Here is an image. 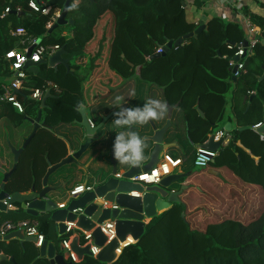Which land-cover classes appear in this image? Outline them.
<instances>
[{"label": "trees", "instance_id": "1", "mask_svg": "<svg viewBox=\"0 0 264 264\" xmlns=\"http://www.w3.org/2000/svg\"><path fill=\"white\" fill-rule=\"evenodd\" d=\"M29 1L0 0V17L7 7H11V12L0 20V77L11 76L5 54L19 46V40L11 36V31L22 26L45 45L59 43L71 63L69 70L63 65L54 69L48 64L31 68L27 90L18 93L25 113L14 110L7 114L15 126H20L27 118L36 119L41 102L29 98L30 90L41 88L46 81L54 82L61 90V93L52 92L48 98L42 110L45 128L24 151L9 189L23 193L35 186L41 190L49 168L47 159L57 164L68 155L66 143L49 131H59L62 126L73 128L81 120L82 106L90 105L91 109L113 89L133 78L138 84L135 97L140 101L152 98L148 89H142V85H148L161 92L168 107L175 108L187 133L185 144L193 147L206 143L214 130L229 119L228 94L234 91L237 100L242 102L235 108L241 129L234 130L230 143L220 147L212 166L228 168L243 183L256 187L260 194L253 199L256 207L243 214L246 201L241 200V209L213 213L204 208L188 211L186 204L180 201L150 219L142 237L124 248L112 264H264V134L254 129L258 124L264 126V80L260 81L264 76V44L255 47L245 60V72L234 80L229 59L234 57L236 47H229L244 43L245 31L238 23L220 17L206 21V29L197 38L149 60L168 42L183 38L199 27L187 20L183 7L185 0H82L77 10L68 12L67 18L74 22L73 26L69 25L70 32H66L65 27L52 32L47 29L51 16L56 10L63 9L67 0H43L44 6L52 9L49 16L33 12L28 7ZM244 13L260 28L264 37V19L248 10ZM102 20L108 25L107 35L103 34L97 43L95 34ZM64 33H72L73 37H63ZM87 56L86 68L72 64ZM78 68L81 73L75 71ZM104 89L106 92L100 93ZM253 92H256L254 97ZM248 102L251 105L246 112ZM99 106L105 108L102 102ZM102 118L93 112L96 124ZM115 129L121 131L119 127ZM148 130L150 128L141 130L142 137ZM116 131L112 132L113 140ZM172 133L176 134L171 127L168 141ZM193 151L189 155L192 159L187 157L184 161L187 172L195 168L196 149ZM209 167L196 170L195 174L205 172ZM191 181L188 188L196 182ZM215 210L220 211V208ZM248 213L254 215L246 220ZM215 215L227 217L217 219ZM237 215L242 217H233ZM13 216L16 214L9 217ZM23 216L36 219L45 240L55 244L57 253L63 255L58 246L70 235L59 236L50 213L35 218L24 212ZM197 218H202V222ZM193 222L200 223V227H195ZM0 248L17 264H50L49 260L40 258L39 249L31 242L24 245L17 240L1 242ZM1 264L13 263L3 260ZM81 264L106 263L86 256Z\"/></svg>", "mask_w": 264, "mask_h": 264}, {"label": "water", "instance_id": "2", "mask_svg": "<svg viewBox=\"0 0 264 264\" xmlns=\"http://www.w3.org/2000/svg\"><path fill=\"white\" fill-rule=\"evenodd\" d=\"M82 1V0H79ZM203 5L212 0H200ZM71 0H67L61 13L50 28V32L58 27H64L66 25L73 26L72 19H68V12H66V4H70ZM185 7V2H183ZM21 15V13H20ZM205 19V18H204ZM1 20V18H0ZM205 20H203L197 30L185 35L176 41H170L163 47V53H156L149 58L150 61L159 58L169 52L172 48L182 47L184 42L197 38L205 29ZM264 44V40H261ZM244 46H247V42H244ZM34 47L28 52V57L31 56ZM67 53L65 48L62 47L57 51L53 57L47 60H43L41 63L28 62L27 68L36 67L40 64H47L54 69H57L59 65L65 66L69 70L71 59L65 58ZM221 56V55H220ZM124 58V56H123ZM238 61V58H236ZM236 68L232 70V74H235ZM233 79L236 78L233 76ZM51 92L47 91L41 101V109L36 119H30V122L34 125V129L31 135L25 140L21 149H15L9 145L11 152L14 156V167L11 172L5 174L3 183L0 185V212H7V204L18 205L26 209V213L31 217L37 218L40 213H50L51 220L58 226L59 236H63L66 231L65 223L76 222V227L85 231H93L94 243L101 250L95 259L99 262L112 264L118 258L116 250L119 247L120 242H124L127 237L133 238L137 242L144 234L147 222L155 217L158 213H162L171 207V205L180 202V195L186 190V186H182L179 191H171L170 188L173 184L179 182L184 176H167L161 180L157 185H145L142 182L131 181L132 178L151 172L160 162V156L163 151H167L177 144L168 143V137L170 129L172 127V115L174 108L167 105V122L164 126H159L156 122L151 121L150 130L144 132L146 137L147 147L144 151V157L138 166H130L125 164H118L113 154L109 160L111 171L99 170L92 178V184L94 190L80 195L77 199H73L70 202H66L63 208H60L51 198L50 194L55 192L56 189L48 186V181L51 176L60 170L74 165L79 170L86 173L87 169L81 167L80 161L88 152V150L95 149L99 151V146H102L101 140L105 138V133L100 131L105 127L107 121L112 117L110 114L103 118L101 123L97 124L94 128L91 127L89 119L86 114V108L82 106L80 108L81 120L77 121V125L81 127L83 137L87 138L86 141L80 146V149L76 152H72L69 142H65L67 146L68 155L65 159L57 164H53L47 159L48 170L43 178L41 190H37L35 186H32L25 194L19 191H11L9 189L10 184L14 180V174L17 171V165L23 152L30 146L39 130L45 128L42 123V110L46 107V102L51 97ZM203 116V113H201ZM227 130L230 129V124L225 126ZM264 126L257 129L259 134H264ZM197 147H203L207 150L217 151L221 147L220 142H215V134H211L208 141ZM120 170L122 172H120ZM75 172V171H74ZM108 173V174H107ZM121 173V178H117L116 175ZM86 182L90 180V175L87 176ZM132 193H138L140 197L132 196ZM98 199H103L109 203H115L118 208L114 210L102 209L101 202ZM5 202L7 204H5ZM81 209L83 213L74 214L73 211ZM114 220L116 224L117 238L112 242L107 243V238L103 235L100 228H96V225H101L105 221ZM18 240L22 244L24 242L34 243L36 240L33 237H26L23 230L11 232L5 237H0L1 242H10ZM72 250L78 255L79 259H83L85 256H92L89 249L90 247L81 248L79 246V239L74 238ZM1 253V248H0ZM40 258L49 260L50 264H73L65 262L62 255L57 253V249L54 244L49 243L47 240L43 243L39 249ZM3 260H9L13 264H17L13 257L7 258V256L0 254V264Z\"/></svg>", "mask_w": 264, "mask_h": 264}, {"label": "crops", "instance_id": "3", "mask_svg": "<svg viewBox=\"0 0 264 264\" xmlns=\"http://www.w3.org/2000/svg\"><path fill=\"white\" fill-rule=\"evenodd\" d=\"M40 1L44 3L43 0H40ZM184 2H185L187 20L198 26L203 20H205L204 22H206L212 17H220L226 21L238 23L243 18L247 17L244 13V10H248L251 14H254L264 19V0H212L211 2H208L205 5H203L200 0H185ZM19 13L23 15L22 11H20ZM0 18H2V16ZM261 40H264L263 36ZM14 49H19V46ZM9 79L10 78H7V77H0V86L2 84L8 83ZM262 80H264V76L260 78V81ZM136 82L137 81L128 82V84L135 83L134 84L135 88H134V91H133L134 94L132 95V97H130L128 100H123L120 102L121 104H124V102L127 101V103L124 105L125 107H132V106H137V105L142 106L144 103L143 101H140L137 97H135L138 91V84ZM126 86L127 85L122 87V90H120L119 93L114 92V95L117 94L122 97L121 95L122 91H124ZM142 86L144 87L142 88L144 91L148 89V93H152L155 90L154 87H150L148 85H142ZM234 94H235L234 91H230V93L228 94L227 116L229 119H226L223 125L220 128L218 127L217 129H215L213 132L215 135H217V133L219 132H223L224 138H223V142L221 143V147L227 146L230 143L231 138H232V133L234 130L241 129L240 118L237 115L235 108L237 106H241L242 102L237 100V96ZM255 95H256V92H253L252 96L254 97ZM115 97L116 96H112L111 94L109 98H106L105 100H103L102 103L105 108L106 107L108 108V110L99 114L103 116V118L110 114H113L112 117L107 121L108 124H106L105 127L99 133V134L105 133L106 138L108 136V140L105 139L104 140V142L106 141L104 143L105 145L103 144L102 146H107L109 149L111 146H113V142H114L113 137H112L113 135L112 132L116 131L115 128L117 127L114 125L112 120L114 119V113L119 111V109L116 108ZM99 105H101V101L96 103L94 106H92L91 109H89L90 105L84 106L86 108V114H87L88 109L90 111H93V109L99 108L100 107ZM250 105H251L250 102H248L246 112L249 111ZM110 107H113V109H109ZM14 110L15 109L12 108L8 104H0V126L3 125V122H5L6 127H8V123H11V126L15 128H20L21 125L15 126V123H13L7 115L9 111H14ZM87 117L89 119L88 114H87ZM90 117L93 118L92 114ZM179 117L180 116L178 112L174 108L171 122H172V131L174 130L176 134L172 133V135L170 136L172 138H170L169 141L167 140L168 143H171V144L175 143L177 144V146L167 151H163L160 156V161L164 160L166 155H169L174 159H181L182 161L181 167H179V169H177L173 173V175L184 176L185 178H182L179 182L173 184L170 190L179 191L181 190L182 186L186 185V190L183 191V193L180 195L179 198H180V201L186 204L188 211H194L198 208H204L207 211L213 212V213H216V212L226 213L225 210L227 209H232V210L241 209L242 208L241 202H240L241 200L246 201L244 208H242L243 214H246L248 209H252L253 207L255 208L256 202L253 199L259 197L260 194H259L258 189L254 186L243 183L228 168H225V167L214 168L212 166L215 163L214 161L212 164H210V167L205 172H200V173L197 172L198 174H195L196 168H194L193 171H188V172L185 170L184 155L187 152H185L184 150L186 149L187 151L190 149L195 150L197 146H194V147L186 146L185 143H187V137H186L187 133H186L184 124L182 123ZM30 119L32 120V118H27L25 121V123L28 122L31 125V129L30 131L26 132L27 135L25 137L21 136V138H15L12 141L7 140L5 138L4 140L6 141V146H0V185L3 183L5 174H7L8 172H11L15 165L14 156L11 152L10 147H7V146L11 145L15 149L22 148L25 140L31 135L34 129V125L30 122ZM153 122H156L159 126H164L167 122V114L163 119L156 120ZM227 124H230L229 130L225 128ZM150 125H151V121L146 125L137 126L135 130L137 134L142 137L141 130L149 129ZM175 129H177L178 132H176L177 130ZM49 132L53 134L54 136L59 137L63 142L68 141L65 135H63L62 133L60 134V132L57 130H54V131L50 130ZM82 139L83 141H81L80 145H77V146H81L86 141L87 138L82 137ZM79 142L80 141H77V144H79ZM237 144L243 147L241 142H238ZM96 146H99V150L100 149L102 150L100 145H96ZM94 150L95 149L90 148L88 152L85 154V156L80 161L81 167L87 169L86 173L79 170V168L76 169V167L72 165V166H68L60 170L59 172L55 173L53 176L49 178L48 186L56 189L55 192H52L50 194V198L55 203H57L59 206L66 203L63 200V194L65 192L69 193V191L73 189L76 185L85 183L88 175H90V180L88 181V183H91L90 181H92L93 176H95L97 172H99V170H102V171L107 170V172L109 173L110 167L106 163V160H105L107 155L105 154L104 156L101 157L99 156V151L95 152L96 150L95 151ZM72 152H76V151H73L72 149ZM110 152H111V149L108 150L109 156H110ZM247 152L249 151L247 150ZM102 155H103V152H102ZM22 157H23V154L20 158V161ZM73 170L75 172H72ZM120 172L122 171L120 170ZM14 175L16 176V173ZM192 179H194V181L196 182L194 185H190L188 188L187 184L191 183ZM25 193L26 192H23V194ZM16 206L18 207L19 210L7 211L6 213L0 212V221L2 222H6V221L21 222L24 220L32 219V218L23 216V213L26 212V209L19 207L18 205ZM216 208H220V211H216L215 210ZM12 213L16 214V216H13V218H10L9 216ZM41 214L43 213H40V215ZM25 243L27 242H24L23 244L20 242L21 245H24ZM0 254L5 255L3 251H1ZM7 258L9 257L7 256Z\"/></svg>", "mask_w": 264, "mask_h": 264}, {"label": "built area", "instance_id": "4", "mask_svg": "<svg viewBox=\"0 0 264 264\" xmlns=\"http://www.w3.org/2000/svg\"><path fill=\"white\" fill-rule=\"evenodd\" d=\"M28 7L35 13H39L43 16L51 15L52 9L48 6H44V3L40 0H30ZM62 10V9H61ZM61 10H56L54 14L51 16L50 21L47 24V29H50L54 23L57 21ZM21 9H18L20 12ZM11 12V7H7L2 15V18L5 17L8 13ZM238 24L245 31V41L247 42V46H244V43H240L237 46H231L229 48L236 47V52L233 58L229 59V67L232 72L234 68H236L235 74H232L235 78H238L241 74L245 72V60L248 56H250L255 47L261 43L262 39V31L260 28L249 18L245 17ZM11 36L19 40V49L9 50L5 54V59L10 64V72L11 76L9 77V82L6 84H2L0 86V104H8L20 114H24L26 109L20 98L18 97V93L27 90V84L29 80V72L30 68H27L26 65L28 62L32 63H41L43 60L49 61L54 54L59 51L62 46L57 44L45 45L43 44L38 37H35L24 28L18 27L15 30L11 31ZM63 37L72 38L73 34L64 33ZM34 47V50L30 57H28L29 50ZM157 53H163V49L159 48ZM238 58V61L236 60ZM89 63V56L79 58L75 60V64L79 68H86ZM48 64V63H47ZM50 91L51 93H61L59 87L51 81H46L45 84L41 88L31 89L29 98L35 102H41L45 93ZM91 127H94L93 121L89 120ZM262 126V124H258L254 127V129H258ZM224 134L223 132L217 133L215 135V142H223ZM263 138V137H261ZM205 144V143H204ZM219 155V150L211 151L207 150L203 147L196 148V159H195V168L196 169H205L212 164ZM182 161L181 159H174L169 155L165 156L164 160H161L159 164L149 173L138 175L131 179L134 182H142L145 185H157L161 182V180L167 176H172L173 173L181 167ZM122 174L118 173L116 175L117 178H121ZM94 190V185L91 183H81L76 185L73 189L69 191V199L70 201L73 199H77L80 195H83L87 192H91ZM134 197H140L138 193H132ZM101 202L102 209L106 210H114L117 209L118 206L115 203H109L104 201L103 199H98ZM5 204H7L5 202ZM63 205H60V208H63ZM19 210L16 205L7 204V211H16ZM74 214H81L83 211L81 209L73 211ZM148 223V222H147ZM66 231L65 234L70 235L68 239L64 240L61 243V250L63 251V258L67 263L73 264H81L83 259H79L78 255L72 250L71 245L74 238L79 239V246L81 248L90 247L89 251L91 253V257L95 259V257L99 254L100 248L97 247L94 243L93 231L85 232L76 227V222L74 223H65ZM96 228H100L103 235L107 238V243L112 242L117 238L116 235V224L114 220L105 221L101 225L97 224ZM19 230H23L26 237L35 238V242L33 243L37 249L42 247L45 240V235L40 232L39 223L36 219L24 220L21 222H13V221H0V237H5L11 232H16ZM59 233V231H58ZM135 241L131 237H127L124 242L119 243V247L116 250L117 256H119L123 249L134 244ZM86 257V256H85Z\"/></svg>", "mask_w": 264, "mask_h": 264}, {"label": "clouds", "instance_id": "5", "mask_svg": "<svg viewBox=\"0 0 264 264\" xmlns=\"http://www.w3.org/2000/svg\"><path fill=\"white\" fill-rule=\"evenodd\" d=\"M78 5L79 0H71L64 10L66 12L77 10ZM122 100L123 97L119 95L115 97L116 108L119 111L114 113L112 122L121 131L116 133L113 142V156L118 164L138 166L144 157L147 138L139 136L135 129L150 121L163 119L167 114V104L160 99L149 98L142 106L125 107L127 101L121 104Z\"/></svg>", "mask_w": 264, "mask_h": 264}, {"label": "rangeland", "instance_id": "6", "mask_svg": "<svg viewBox=\"0 0 264 264\" xmlns=\"http://www.w3.org/2000/svg\"><path fill=\"white\" fill-rule=\"evenodd\" d=\"M107 26L108 25H106V21L104 22L102 20L101 22H99L98 27H97V30H96V34H95V41H97V43L102 38L103 34H105V36L107 35ZM64 27H65V31L66 32H70V26L69 25H66ZM24 28L27 30L26 27H24ZM72 64H75V62H73ZM134 84L133 83L132 84H128V82H127L126 84H124L123 86H121V87H119L117 89V90H120V89H122V87H124L125 85H127L126 88L124 89V91H122V94H121L122 97H123V100H128L130 97H132V95L134 94L133 91H134V88H135L134 87L135 86ZM117 90H114V91L112 90L111 91L112 96H117V94L114 95V92H116ZM104 92H106L105 89L103 91H101L100 93L104 94ZM110 95H108L105 98H103L101 102H103V100H105L106 98H109ZM92 98H95V97H92ZM152 99H160L161 101H163L162 100V96H161V92L159 90H157V89L154 90L152 92ZM113 105H115V104H113ZM112 108L113 107H110L109 109H112ZM89 109L87 111V114L90 117L91 116V111ZM107 110H108L107 107L105 109L103 107H101L99 109H96V110L94 109L92 111V116H93V112H95L97 114L98 113L101 114L102 112L107 111ZM91 120L95 123V121L93 120V118ZM30 129H31L30 123H28V122L25 123V121L22 122L20 128H15V127L11 126V123H8V127H6L5 122H3V125L0 126V146H6V141L4 140L5 138L7 140H11L12 141L15 138H21V136H24L25 137L27 135L26 132L30 131ZM73 129L74 128H70L69 126H62L59 131H60V134L62 133L68 139L67 142H69V144L71 145L70 146L71 150L73 149V151H78L80 149V146H77V145H80L81 141H83V139H82L83 134L81 133L80 130H79L78 133H74V130ZM78 140H81L79 142V144H77V141ZM7 147H9V146H7ZM184 151L187 152V149L184 150ZM193 152H194L193 150L189 151L187 157L190 158L189 155H192ZM187 157L184 158V159H187ZM191 159H192V157L190 158V160ZM195 170H199V169H195ZM72 172H74V170ZM91 184H92V182H91ZM63 200L65 202H70L69 193H66L65 192L63 194ZM248 211H250V210H248ZM252 215H254V214L248 213V217L246 218V220H249V218ZM214 217L217 218V219H221V218H224V217H227V216H221V215L220 216H216L215 215ZM233 217H235V218H241L242 216L237 215V216H233ZM198 220H200V222H202V218L201 219H198ZM193 225L195 227H200V223H198V222H195V223L193 222ZM58 248L61 249V245H59Z\"/></svg>", "mask_w": 264, "mask_h": 264}, {"label": "flooded vegetation", "instance_id": "7", "mask_svg": "<svg viewBox=\"0 0 264 264\" xmlns=\"http://www.w3.org/2000/svg\"><path fill=\"white\" fill-rule=\"evenodd\" d=\"M77 68V67H76ZM74 70V69H73ZM76 72H78V73H81L82 72V70L81 69H76L75 70ZM130 81H137L136 80V78H133V79H131ZM130 81H128V82H130ZM115 90V89H114ZM113 90V91H114ZM120 90H122V89H120ZM120 90H117L116 92L117 93H119V91ZM111 94V92L108 94V95H110ZM107 95V96H108ZM91 114H92V111H91ZM90 118V117H89ZM91 120V119H90ZM92 121V120H91ZM94 123V122H93ZM77 124V123H76ZM94 125L96 126L97 124H95L94 123ZM94 126V127H95ZM93 127V128H94ZM73 130H74V133H78L79 132V130L81 131V127L79 126V125H76V126H73ZM121 130V129H120ZM119 131H116V133H118ZM105 139H108V136H107V138H106V134H105V138L103 139V140H101L102 142L105 140ZM78 141H81V140H78ZM105 143V142H104ZM104 143H102V145L104 144ZM105 145V144H104ZM111 149V152H110V156L108 155V150H110ZM110 149L107 147V146H104V147H102V150L100 149L99 150V156H104L105 154L107 155V157L105 158V160H106V163L109 165V167L111 166L110 165V163H109V160H110V158L112 157V154H113V149H112V146L110 147ZM102 152H103V155H102ZM110 171H111V167H110Z\"/></svg>", "mask_w": 264, "mask_h": 264}]
</instances>
